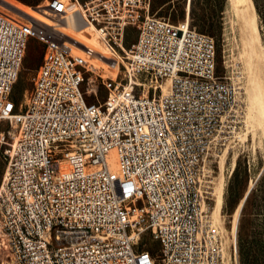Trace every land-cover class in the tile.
<instances>
[{
    "label": "built area",
    "instance_id": "1",
    "mask_svg": "<svg viewBox=\"0 0 264 264\" xmlns=\"http://www.w3.org/2000/svg\"><path fill=\"white\" fill-rule=\"evenodd\" d=\"M151 3L98 0L77 12L126 58L121 75L101 81L89 74L92 48L65 29L68 0L39 7L52 23L0 11V122L30 37L44 45L18 132H0L9 167L0 231L11 250L0 264H242L239 245L227 260L203 188L238 128L240 85L219 72L214 36L192 20L152 14ZM132 25L138 35L126 48ZM147 234L160 244L158 258L139 251Z\"/></svg>",
    "mask_w": 264,
    "mask_h": 264
},
{
    "label": "rangeland",
    "instance_id": "2",
    "mask_svg": "<svg viewBox=\"0 0 264 264\" xmlns=\"http://www.w3.org/2000/svg\"><path fill=\"white\" fill-rule=\"evenodd\" d=\"M20 1L31 8L42 7L49 2V0ZM73 1L77 0H68V6ZM97 1L80 0L85 7H90ZM151 2L152 14L173 22H178L186 17L188 4L191 3L190 18L193 26L199 31L211 34L216 40L219 72L229 71L240 85L239 104L237 110L233 112L240 119L238 128L231 133L215 153L206 170L203 188L205 196L215 208L214 179L219 170L220 159L229 146L222 212L230 224L235 223V248L239 245L240 250L245 251L248 260L246 264H264V150L257 144L258 137L254 129L248 127V115L251 109L247 106V99L251 102V96L254 93L256 101H259L260 92L257 89L259 73L250 62L251 71L245 73L241 60L237 61L238 59H236L235 61L233 57V48H242V46L240 44L234 47L235 37L239 41L241 38L235 35L236 33L229 22L226 12L228 0H151ZM252 5L256 16L259 39L262 47H264V0H252ZM72 10L70 9V11ZM1 12L8 16L11 15L20 22H25L23 18L14 15L9 10ZM77 19L81 24L82 20L78 17ZM138 31L137 25L128 28L125 38L126 48H129L136 40ZM43 54V43L36 37H30L19 77L6 104L5 113L7 116L0 122V132L5 131L7 135L18 132L19 122L16 117L26 108L34 86V78L43 60ZM92 63L95 66V73L90 72L89 74L98 77L99 81H101L100 75L103 77L111 76L104 68H110L109 65L103 64L102 67H99L93 61ZM122 73L123 70L117 76ZM106 95L107 90L101 84L97 97L103 100ZM87 100L96 101V96H87ZM256 109L263 113L258 104H256ZM6 147V143L0 141V186L8 165ZM110 155L112 168L119 171L120 163L117 158V149H113ZM159 247V242L152 240L148 234L139 243L141 254L149 250L150 255L157 258L158 253H160ZM10 259V247L0 231V262ZM154 263L157 264L159 261L156 260Z\"/></svg>",
    "mask_w": 264,
    "mask_h": 264
},
{
    "label": "bare ground",
    "instance_id": "3",
    "mask_svg": "<svg viewBox=\"0 0 264 264\" xmlns=\"http://www.w3.org/2000/svg\"><path fill=\"white\" fill-rule=\"evenodd\" d=\"M70 9H73L70 11ZM191 3L187 7V15L185 20H191L190 18ZM0 10H9L16 16H20L27 21L29 16L45 20L52 23L49 19L44 17L40 11L39 7L31 8L27 4L20 0H0ZM69 11V21L67 27L68 34L76 41L80 42L82 45H86L94 51V55L90 59L96 66H103L107 64L110 68L104 67L105 71L112 77H116L123 70V62L126 63V58L122 52L119 50L114 51L104 44L102 39L99 37L95 26L82 21L79 24L77 19V12L85 11V6L80 2V0L71 2L68 6ZM75 11V13H73ZM227 16L232 28L235 31V35L241 38V41L235 37L234 47L241 44L242 48H233L234 59L241 60L242 66L245 69V73H249L250 66L249 62L258 70L259 79L257 80V89L260 92L259 101H256L255 93L251 96V102L247 99V106L249 110L248 115V127H252L254 132L257 134L258 141L257 144L264 150V47L259 39V33L256 26V16L252 5V0H228L227 3ZM10 18L19 22V20ZM78 51L82 52L84 48L78 45L76 48ZM242 69V68H241ZM261 72V73H260ZM256 104L261 108L256 109ZM9 115V114H8ZM10 116V115H9ZM18 119V116L16 117ZM229 146L225 149L219 163V170L214 179V198H215V208H214V218L217 226L219 227L222 238L223 246L225 251V256L228 261H231L233 252L235 251V223L230 224L222 212L223 202H224V192H225V169L227 165ZM9 167L5 172L4 178L8 175Z\"/></svg>",
    "mask_w": 264,
    "mask_h": 264
},
{
    "label": "trees",
    "instance_id": "4",
    "mask_svg": "<svg viewBox=\"0 0 264 264\" xmlns=\"http://www.w3.org/2000/svg\"><path fill=\"white\" fill-rule=\"evenodd\" d=\"M240 254H241V260H242V263H245L246 264V261H248L247 260V258H246V253H245V251L244 250H240ZM250 263V262H249Z\"/></svg>",
    "mask_w": 264,
    "mask_h": 264
}]
</instances>
